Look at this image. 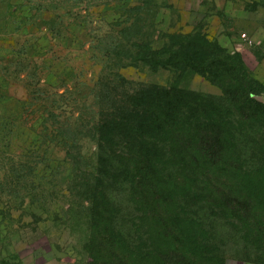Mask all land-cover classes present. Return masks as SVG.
<instances>
[{"label":"rangeland","instance_id":"1","mask_svg":"<svg viewBox=\"0 0 264 264\" xmlns=\"http://www.w3.org/2000/svg\"><path fill=\"white\" fill-rule=\"evenodd\" d=\"M196 34L223 49L264 98V0H0V264H87V177L110 195L115 229L140 234L113 161L121 143L96 135L92 122L129 90L151 86L185 89L227 113L221 89L202 74L153 67ZM240 150L243 183L264 197L257 150ZM172 206L205 224L189 225L201 258L264 264V243L249 227L200 199Z\"/></svg>","mask_w":264,"mask_h":264},{"label":"trees","instance_id":"2","mask_svg":"<svg viewBox=\"0 0 264 264\" xmlns=\"http://www.w3.org/2000/svg\"><path fill=\"white\" fill-rule=\"evenodd\" d=\"M198 36L153 67L202 74L221 89L228 112L185 89L151 86L129 90L120 106L93 120L96 135L105 130L121 143L113 161L126 181L132 225L140 234L115 229L110 195L95 192L87 177V264H225L223 258H201L196 252L189 225L205 224L185 218L172 206L175 201L200 199L212 212L219 209L249 227L256 241L264 243V197L243 183L247 170L240 150L243 143L254 147L264 164V98L256 97L255 82L243 68L231 65L223 49ZM251 121L258 123L256 129L236 131ZM256 173L264 183V169Z\"/></svg>","mask_w":264,"mask_h":264},{"label":"crops","instance_id":"3","mask_svg":"<svg viewBox=\"0 0 264 264\" xmlns=\"http://www.w3.org/2000/svg\"><path fill=\"white\" fill-rule=\"evenodd\" d=\"M247 264H253V263H247Z\"/></svg>","mask_w":264,"mask_h":264}]
</instances>
